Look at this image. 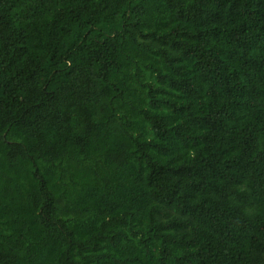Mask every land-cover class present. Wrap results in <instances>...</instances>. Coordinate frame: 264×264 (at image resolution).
<instances>
[{"label": "trees", "instance_id": "16d2710c", "mask_svg": "<svg viewBox=\"0 0 264 264\" xmlns=\"http://www.w3.org/2000/svg\"><path fill=\"white\" fill-rule=\"evenodd\" d=\"M0 264H264V0H0Z\"/></svg>", "mask_w": 264, "mask_h": 264}]
</instances>
